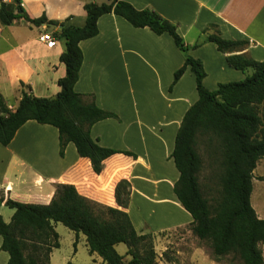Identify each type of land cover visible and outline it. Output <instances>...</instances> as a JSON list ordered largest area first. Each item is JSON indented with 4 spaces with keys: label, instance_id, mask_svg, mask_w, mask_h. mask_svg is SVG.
Masks as SVG:
<instances>
[{
    "label": "crops",
    "instance_id": "obj_1",
    "mask_svg": "<svg viewBox=\"0 0 264 264\" xmlns=\"http://www.w3.org/2000/svg\"><path fill=\"white\" fill-rule=\"evenodd\" d=\"M123 1L137 10L151 11L176 27L190 48L187 54L203 62L207 72L204 85L209 90L243 80L251 73L230 66L228 55L246 54L264 60V0ZM4 2L14 4L12 0ZM89 2L103 4L109 0H22L25 15L45 16L46 22L35 25L20 18L10 25L0 23V97L9 109L17 108L24 93L53 98L60 92L58 81L66 75L60 57L66 46L59 27L84 26ZM98 29L96 36L79 43L83 62L75 90L93 95L100 108L118 116L96 122L91 127L92 138L101 146L134 155H111L97 174L90 159L80 156L72 142L60 156L55 126L29 120L8 145L0 143V190L5 199L48 204L58 184H72L85 197L126 211L140 234L188 229L193 217L174 192L180 172L171 155L184 115L199 98L190 67L170 89L186 53L168 33L134 27L113 12L98 19ZM215 32L246 44L231 53L221 52L206 40ZM44 34H50L53 41H44ZM123 179L131 185L125 208L116 199L117 184ZM13 213L14 209L5 204L0 207L6 222ZM76 236L90 252L87 237L83 233ZM188 257L194 264H216L197 247H192ZM8 259L9 254L0 249V264Z\"/></svg>",
    "mask_w": 264,
    "mask_h": 264
},
{
    "label": "trees",
    "instance_id": "obj_2",
    "mask_svg": "<svg viewBox=\"0 0 264 264\" xmlns=\"http://www.w3.org/2000/svg\"><path fill=\"white\" fill-rule=\"evenodd\" d=\"M1 1L0 23L10 25L15 20L41 25L46 17L30 18L23 12L22 0L14 4ZM84 26L63 25L59 36L65 40V51L60 59L66 66V75L58 81L60 92L53 98L24 93L17 108L9 109L0 97V143L8 145L17 131L29 120L55 126L59 131L60 156L65 155L68 143L75 144L80 156L88 157L93 170L100 174L104 160L116 153L134 155L101 146L91 136V127L117 114L100 108L94 96L75 90L83 62L80 41L99 32L98 19L106 13H115L134 27H149L156 34L168 33L184 53V65L174 73L173 84L178 82L187 67L196 77L198 100L187 110L175 139L172 158L180 172L174 186L182 206L192 215L191 230L212 249L213 259L227 264H264V218L257 215L251 202L254 170L264 158V60H254L246 54H230V66L244 73L245 79L219 84L215 90L204 85L207 72L203 62L187 54L189 47L176 27L151 11L137 10L123 0L108 3L89 2ZM55 23L54 21H51ZM213 42L224 53L244 46L246 41L228 40L219 32L209 33ZM90 98V100H86ZM205 138V140H203ZM199 140L205 141L211 154L217 155L220 171V190L212 200L202 193L199 173L203 159L197 150ZM210 154V155H211ZM130 183L123 179L116 187L117 203L123 208L130 200ZM2 204L14 209L10 222L0 214V249L9 254L6 264H50L53 249L60 247L55 223H62L88 240L90 254L102 258V264H157L154 233L140 234L129 214L118 208L104 206L84 195L72 184L60 183L48 204H31L5 199ZM125 243L131 259L116 250Z\"/></svg>",
    "mask_w": 264,
    "mask_h": 264
},
{
    "label": "rangeland",
    "instance_id": "obj_3",
    "mask_svg": "<svg viewBox=\"0 0 264 264\" xmlns=\"http://www.w3.org/2000/svg\"><path fill=\"white\" fill-rule=\"evenodd\" d=\"M203 140H205V138H203ZM203 140H199L197 145V150L203 159V168L199 173V182L203 195L211 201L212 198L218 195L220 190V171L218 169L217 155L214 153L211 154L213 150H211L209 145ZM251 202L257 215L260 216V218H264V160L259 163L257 170L254 171ZM54 228L59 235L60 247L54 249L51 256V264L103 263L100 256L90 254L84 241L77 238L74 231L60 222L55 223ZM154 244L157 252V264H194L188 257L192 247L200 248L208 258L215 261L209 244L194 235L191 227L188 229H178L161 234H154ZM261 247L264 255V245ZM116 250L124 257L125 263L131 259V256L127 254L128 247L125 243L117 244ZM180 250L182 253H180ZM229 258L230 257L220 262H215L216 264H227ZM206 264L211 263L207 262ZM235 264L241 263L236 261Z\"/></svg>",
    "mask_w": 264,
    "mask_h": 264
},
{
    "label": "built area",
    "instance_id": "obj_4",
    "mask_svg": "<svg viewBox=\"0 0 264 264\" xmlns=\"http://www.w3.org/2000/svg\"><path fill=\"white\" fill-rule=\"evenodd\" d=\"M42 39H43L44 41H48V42H52V41H53V38L51 37L50 34H44V35L42 36Z\"/></svg>",
    "mask_w": 264,
    "mask_h": 264
},
{
    "label": "water",
    "instance_id": "obj_5",
    "mask_svg": "<svg viewBox=\"0 0 264 264\" xmlns=\"http://www.w3.org/2000/svg\"><path fill=\"white\" fill-rule=\"evenodd\" d=\"M59 29L61 30L62 29V26H60Z\"/></svg>",
    "mask_w": 264,
    "mask_h": 264
}]
</instances>
